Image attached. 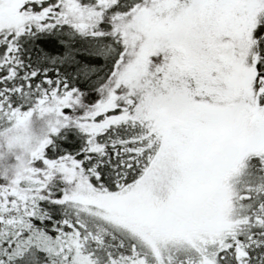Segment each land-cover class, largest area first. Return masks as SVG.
Returning a JSON list of instances; mask_svg holds the SVG:
<instances>
[{
	"label": "snow or ice",
	"instance_id": "1",
	"mask_svg": "<svg viewBox=\"0 0 264 264\" xmlns=\"http://www.w3.org/2000/svg\"><path fill=\"white\" fill-rule=\"evenodd\" d=\"M0 264H264V0H0Z\"/></svg>",
	"mask_w": 264,
	"mask_h": 264
}]
</instances>
